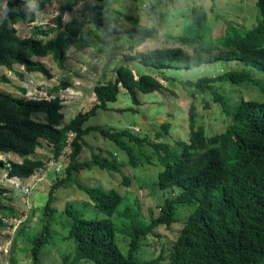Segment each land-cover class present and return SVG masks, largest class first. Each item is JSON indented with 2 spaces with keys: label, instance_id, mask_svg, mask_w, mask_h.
Instances as JSON below:
<instances>
[{
  "label": "trees",
  "instance_id": "trees-1",
  "mask_svg": "<svg viewBox=\"0 0 264 264\" xmlns=\"http://www.w3.org/2000/svg\"><path fill=\"white\" fill-rule=\"evenodd\" d=\"M82 0H34L28 8V0H4L3 18L0 21V65L11 69L19 63L26 72L37 71L50 78L45 65L34 57L51 56L62 67L69 48L89 45L83 35V17H71L62 22L63 15ZM48 5H54L58 14L55 18L61 30L46 40L37 34H49L54 27L44 29L33 26L27 36H20L16 24L33 22L37 13ZM256 20L251 28L245 25L225 23L217 28L210 27L207 11L192 5L185 21L179 25L182 32L166 31L163 38L175 40L186 46H157L128 54L131 60L155 68H190L217 59L239 60L264 71V0H256ZM109 12L112 8L107 9ZM96 12V11H95ZM94 12V15H95ZM92 15L87 20H94ZM127 20L140 25L136 36L128 40L133 49L146 39L159 36L158 28L140 24V17L120 12ZM179 27V28H180ZM113 49V48H112ZM187 50V51H186ZM115 77L92 85L95 103L85 111H77L68 121H63V104L57 95L59 88L51 89L46 98L27 97V90L21 86V94L14 95L0 90V153L13 152L18 160L7 163L0 159V168H6V176L25 178L35 170L44 167L46 161L30 157L45 140L58 157L69 146V164L65 175L57 178L49 190L44 211H53L52 198L55 188L68 181L73 172L90 165L120 170L115 158L91 153L88 159L79 160L82 136L96 132L100 137L115 142L129 155V163L136 165V154L126 139L141 144V139L130 128L115 130L98 125L86 124L97 110H109L124 87L133 106H139L140 94L156 92L163 84L153 75L140 73L120 64L115 68ZM23 77V73H16ZM3 79V76H1ZM230 81L240 83L256 81L244 71H223L216 76H203L181 83L193 94L210 93L214 102L223 104L216 93L215 84ZM134 107L124 108L122 111ZM226 112V111H225ZM230 123L220 133L207 135L196 126L195 107L192 104L188 114L189 136L179 144V152L165 142H149L156 151L161 167L155 181L162 188L176 187V194L167 197L159 206V213L149 224H132L121 230L129 237V247L124 253L117 240V227L112 215L122 202V195L115 187L84 185L78 183L92 202L102 212L101 216L83 218L69 206L65 213L69 218L68 237L74 240L72 263L90 261L93 264H264V101L240 100L231 112ZM226 113V114H227ZM163 131L169 124L161 123ZM70 136V138H69ZM125 175V174H124ZM129 182V177H124ZM12 188L0 185V214L8 209L1 202L9 199ZM196 201L195 206L176 236L168 258L163 251L157 257L141 261L136 258L142 237L154 234L159 225L170 226L176 221L175 206L178 203ZM126 214L131 213L129 207ZM50 225L45 223L39 234L32 239L30 263L40 264L39 252L49 237ZM68 256H64L66 264Z\"/></svg>",
  "mask_w": 264,
  "mask_h": 264
},
{
  "label": "rangeland",
  "instance_id": "rangeland-1",
  "mask_svg": "<svg viewBox=\"0 0 264 264\" xmlns=\"http://www.w3.org/2000/svg\"><path fill=\"white\" fill-rule=\"evenodd\" d=\"M3 1L0 0V21L3 18ZM255 2L256 0H82L63 15L62 22L71 17L82 16L83 35L89 45L79 49L69 48L62 67L51 56L34 57V60L45 65L51 73L50 78L41 72H26L19 63L13 64L11 69L0 65L2 92L18 95L23 86L27 90V97L46 98L52 93L51 89L68 82L66 88H59L57 95H53L61 97L63 121H68L77 111H85L92 106L95 103L92 85L114 79L115 68L120 64L130 66L137 76L140 73L151 74L163 84L161 89L152 94H140L139 106H133L127 90L121 87L117 102L110 103L109 110H97L85 122V125L115 130L130 128L142 141L138 144L126 139L137 156V164H130L126 151L96 132L82 136L79 160L88 159L91 153H99L116 158L121 169L116 171L90 165L73 172L68 181L55 188L51 203L53 211L50 214L44 211V205L53 182L65 175V167L69 164V146L55 157L52 146L42 140V146L30 157L42 158L46 164L25 178H8L6 168H0V185L12 188L10 198L1 200L8 209L0 214V264H29L32 239L47 222L50 225L49 237L39 252L40 264H63L64 256H68L66 264H73L74 240L68 237L69 218L65 207L69 206L83 218L102 215L101 211L93 207L78 183L115 187L122 195L123 200L113 213L112 220L118 229L116 240L121 250L127 253L129 237L121 230L128 229L134 223L141 226L149 224L152 217L159 213V206L164 200L174 196L177 191L176 187L162 188L155 181L161 165L149 142L169 143L178 153L179 144L188 140V114L192 104L195 107L196 126L211 135L226 129L231 121L227 112H231L238 101H264V71L242 61L217 59L190 68H155L145 66L138 60H131L127 55L157 46H183L188 49L180 42L163 38L162 34L166 31L181 33L179 24L185 21V15L192 5L207 11L212 28L224 27L225 23L231 21L245 25L243 27L246 29L251 28L256 20ZM33 6L34 0H28V8ZM109 7L113 11L109 12ZM120 12L140 17V24L155 25L160 35L148 38L131 49L127 42L136 36L134 31L140 29V25L127 20ZM57 14L54 5L46 6L37 13L33 22L22 21L16 24L18 34L27 36L36 25L44 29L53 26L54 29L49 34L36 36L43 40L54 37L61 30L55 21ZM92 15L95 16L94 20H87ZM224 30L218 29L219 32ZM227 70L247 72L256 84L248 81L237 84L230 81L216 83V93L223 102L220 104L214 102L210 93L193 94L191 89L181 83L186 79L216 76ZM17 72L23 73V77H19ZM128 107H134L136 112L122 111ZM164 122L169 124L167 131L161 128V123ZM17 158L19 157L13 152L0 153V159L6 163L18 160ZM125 176L129 177V182L124 181ZM195 204V200L176 204V221L170 226L159 225L154 228V234L143 236L136 258L141 261L149 260L157 257L161 251L168 258L173 242ZM127 207L131 209L130 214L125 213ZM76 264L93 263L85 261Z\"/></svg>",
  "mask_w": 264,
  "mask_h": 264
},
{
  "label": "built area",
  "instance_id": "built-area-1",
  "mask_svg": "<svg viewBox=\"0 0 264 264\" xmlns=\"http://www.w3.org/2000/svg\"><path fill=\"white\" fill-rule=\"evenodd\" d=\"M60 98V100H61V97H59ZM26 190H27V187H26Z\"/></svg>",
  "mask_w": 264,
  "mask_h": 264
},
{
  "label": "crops",
  "instance_id": "crops-1",
  "mask_svg": "<svg viewBox=\"0 0 264 264\" xmlns=\"http://www.w3.org/2000/svg\"><path fill=\"white\" fill-rule=\"evenodd\" d=\"M14 177H16V176H14Z\"/></svg>",
  "mask_w": 264,
  "mask_h": 264
}]
</instances>
